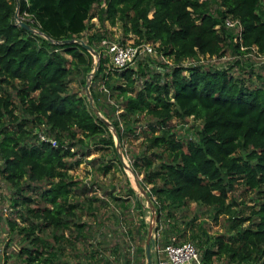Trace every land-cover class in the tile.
<instances>
[{
	"label": "trees",
	"instance_id": "1",
	"mask_svg": "<svg viewBox=\"0 0 264 264\" xmlns=\"http://www.w3.org/2000/svg\"><path fill=\"white\" fill-rule=\"evenodd\" d=\"M263 2L0 0V178L13 188L0 200L11 203L14 215L0 213V264L61 263L62 242H73L56 233L70 229L77 208L69 202L72 190L78 189L69 169L83 161L90 143L111 148L112 159L121 164L111 129L123 146L136 132L139 114L146 115L150 136L145 152L131 155V169L143 174L140 183L156 209V248L191 242L201 264L221 257L235 264H264V86H250L249 77L234 78L228 68L182 64L199 56L221 57L229 46L238 56L250 50L264 55ZM95 5L100 6L97 13L92 11ZM15 13L30 14L33 18L24 22L38 33L16 24ZM95 16L101 23L120 19L135 44L151 43L158 57L172 63L168 67L148 54L122 69L111 68L102 45L106 38L90 34L84 43L99 52V65L89 90L109 124L93 112L85 95L70 89L72 68L65 57L70 56L84 76L93 70V55L77 39ZM227 17L238 20L240 30L226 26ZM155 65L162 70L153 69ZM97 81L121 99L119 106L106 108L93 87ZM188 117L200 121L201 127L184 140L173 119ZM39 132L56 144L39 140ZM110 164L101 169L107 172ZM237 185L256 196L248 214L231 210L229 193ZM127 194L133 196L139 216L136 237L143 240L142 204L130 186ZM37 200L46 205H37ZM190 202L211 207L215 219L228 215L227 233L210 236L201 229L198 235L191 227L193 220L179 228L177 213ZM119 206L126 214L131 204L124 199ZM73 226L74 240L88 239L89 226L84 222ZM127 227L129 240L133 230ZM49 230L54 231L53 242L45 236ZM135 251L134 258L124 257L123 264H144V248ZM153 253L156 256L157 251ZM117 260L118 255L107 264H118Z\"/></svg>",
	"mask_w": 264,
	"mask_h": 264
},
{
	"label": "rangeland",
	"instance_id": "2",
	"mask_svg": "<svg viewBox=\"0 0 264 264\" xmlns=\"http://www.w3.org/2000/svg\"><path fill=\"white\" fill-rule=\"evenodd\" d=\"M264 6V2H263ZM100 6L95 5L92 9L94 13H97ZM18 14V13H17ZM30 14L24 13L17 16V20H29ZM30 21V20H29ZM98 33L103 35V38L112 42L124 41L125 43L134 42L132 34L126 35L120 19H115L114 23L109 20H105L101 23L95 16L87 22V29L81 35V40L86 41L90 34ZM96 48L98 43H95ZM100 51L103 48H99ZM152 55V58H156L159 62H164L168 67L172 64L171 61L165 60L161 57ZM67 58V66L72 68L70 75V89L77 91L79 94L85 95V83L87 82V75L81 74V70L74 67V62L70 56L65 55ZM93 64L95 65L96 57L93 56ZM201 59V58H199ZM235 59L239 60L238 64H235ZM157 63V62H156ZM203 68H228L231 76L234 78L247 79V83L250 86H264V55L258 54L256 51L250 50L242 56H238L234 53L232 48L225 47V53L221 57H214L210 59L208 55L202 58ZM187 65V61L182 63ZM109 65V63H108ZM131 66H135V63ZM153 69L162 70L158 66H154ZM90 73V72H89ZM260 76V78L258 77ZM84 82V85L82 82ZM91 82L89 83L90 86ZM96 91L99 93V100L105 103L106 108L113 106H119L121 99L111 92L105 90L101 81H97L93 84ZM94 101V100H93ZM95 104V103H94ZM120 110H115L117 115ZM139 121L136 123V132L130 135L124 142L123 146L120 145L119 151L123 158L122 160L128 166V169L124 168L123 164H118L114 161L111 148H100L99 145L90 143L89 151L85 153L83 161L73 164V167L69 169V174L76 183L78 189H73L69 202L76 205V216L71 219L70 229L63 231H57L56 234H62L64 237H68L72 240L73 244H69L65 241L61 245L64 247V255L62 261L59 264H73V262L79 261L80 264H107L113 262L118 255V264H123L124 257L134 258L136 247L142 246L145 250V240L147 237V230L149 223L153 217L150 205L146 197L137 188L134 178L139 182L142 180L143 174H135L131 169V155L145 152L146 139L150 136V132L146 125V115L139 114ZM173 124L178 132V136L182 139H187L201 127V122L194 120L192 117L181 119H173ZM192 133V134H191ZM190 135V136H189ZM159 151V150H158ZM131 158V159H130ZM110 161L112 162L110 164ZM106 164H110L109 170L104 172L101 167ZM1 166V160H0ZM130 186L135 191V195L140 200L144 211V222L146 224V236L142 240L137 239V220L139 216H135L134 198L127 194V188ZM145 187L148 189L149 184L145 183ZM84 189V190H83ZM13 188L4 183L0 178V198H8ZM34 196V195H33ZM116 197L117 201L112 197ZM254 192H250L244 189L242 185H237L235 189L229 193V202H233L231 210L236 211L241 209L244 214H248L250 209L255 206ZM128 199L131 206L128 213H121L119 206L120 200ZM36 203L39 206L46 205L43 201L37 200ZM90 203V204H89ZM88 204L90 207H88ZM154 206V205H153ZM12 208L11 203L8 200H0V213L8 214L14 217L13 211H9ZM13 209V208H12ZM234 216V215H233ZM192 222L193 232L200 235L201 229L204 230L210 236L218 235L221 233H227L229 218L228 215H218L214 218V212L211 207L197 205L193 202L188 203L185 207L181 208L176 216V225L179 228H185ZM73 222H84L89 226L90 234L88 239L74 240L75 234ZM128 223V227L133 230L131 239H127L125 236V227L122 223ZM124 227V228H123ZM127 227V228H128ZM154 238L155 248L156 241L159 236V231H156V209L154 207ZM54 231L49 230L45 233V236L52 241L51 235ZM72 236V237H71ZM172 236L177 237L176 234ZM182 240V239H181ZM180 240V241H181ZM116 248L117 252H114ZM202 249V248H201ZM96 251L94 259H92V252ZM152 251V260L155 264L156 256ZM144 264H146L144 255ZM13 264V262L11 263ZM213 264H235L228 261L226 257H221L213 260Z\"/></svg>",
	"mask_w": 264,
	"mask_h": 264
},
{
	"label": "built area",
	"instance_id": "3",
	"mask_svg": "<svg viewBox=\"0 0 264 264\" xmlns=\"http://www.w3.org/2000/svg\"><path fill=\"white\" fill-rule=\"evenodd\" d=\"M224 23L228 27H235L240 30L241 26L238 20L230 17L225 18ZM34 29V28H33ZM34 33H38L37 29H34ZM102 45L105 46L106 54L108 58L109 67L122 69L131 63L135 59L143 55L154 54L155 50L151 43H118L112 42L106 39L102 40ZM204 56H199L197 59H188V64L196 65L202 62ZM107 63V64H108ZM39 140L49 141L52 145L56 144L54 138L44 134L43 132L38 133ZM155 264H201L200 256L193 243L181 242V243H169L164 248L158 249Z\"/></svg>",
	"mask_w": 264,
	"mask_h": 264
},
{
	"label": "water",
	"instance_id": "4",
	"mask_svg": "<svg viewBox=\"0 0 264 264\" xmlns=\"http://www.w3.org/2000/svg\"><path fill=\"white\" fill-rule=\"evenodd\" d=\"M17 16H18V14L15 13L14 14L15 23L18 24L19 26H22L23 28L27 29L29 32H33L34 33V29L31 27V25L26 23V22H24V21H22V20H17ZM77 41H79L93 56H95L97 58L93 70L90 73L87 74V82L85 83V87H84L85 88V96H86L87 102H88L89 106L91 107V109L93 110V112L97 116H99L101 120H103L104 122L109 124L106 121V119L102 117V115H101L100 111L98 110L97 106L94 104L93 97H92V95L90 93V90H89L90 78L95 74L96 69H97V67L99 65V52L94 50V49H92L91 46H89L86 43H84V41H82L81 39H77ZM111 130H112L113 137L115 139V148H116V151H117V154H118V158L121 161V163L123 164L124 168L128 169V166L122 160L123 156H122L121 152L119 151L120 142H119L116 130L113 127H112ZM134 182H135L137 188L140 190V192L146 197V201L148 203H151V200H150L149 196L147 195L146 190L142 187V185L139 182V180L134 178ZM150 209L152 211L153 217H152V219H151V221L149 223L148 230H147V237H146V240H145V260H146V264H153L152 251L155 250L154 206L150 205Z\"/></svg>",
	"mask_w": 264,
	"mask_h": 264
},
{
	"label": "crops",
	"instance_id": "5",
	"mask_svg": "<svg viewBox=\"0 0 264 264\" xmlns=\"http://www.w3.org/2000/svg\"><path fill=\"white\" fill-rule=\"evenodd\" d=\"M0 250H1V247H0ZM0 253H1V251H0ZM0 258H1V255H0Z\"/></svg>",
	"mask_w": 264,
	"mask_h": 264
}]
</instances>
